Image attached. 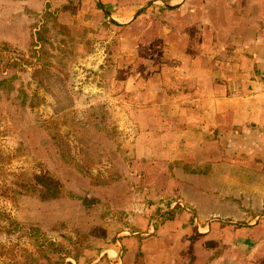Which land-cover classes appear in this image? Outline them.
Segmentation results:
<instances>
[{
	"label": "rangeland",
	"instance_id": "rangeland-1",
	"mask_svg": "<svg viewBox=\"0 0 264 264\" xmlns=\"http://www.w3.org/2000/svg\"><path fill=\"white\" fill-rule=\"evenodd\" d=\"M180 1L0 0V59L21 65L0 71V264H88L113 257L148 207L165 210L156 225L185 215L179 198L147 197L125 116L141 98L132 74L168 70L188 10L226 0ZM120 3L142 8L126 23Z\"/></svg>",
	"mask_w": 264,
	"mask_h": 264
},
{
	"label": "crops",
	"instance_id": "crops-1",
	"mask_svg": "<svg viewBox=\"0 0 264 264\" xmlns=\"http://www.w3.org/2000/svg\"><path fill=\"white\" fill-rule=\"evenodd\" d=\"M120 4L126 23L142 8ZM192 12L176 36L174 65L132 74V96L141 98L125 116L147 197L158 207L179 198L199 227L183 207L185 215L156 225L165 210L152 205L151 219L119 240L113 257L104 251L88 264H264V0L214 1Z\"/></svg>",
	"mask_w": 264,
	"mask_h": 264
},
{
	"label": "trees",
	"instance_id": "trees-1",
	"mask_svg": "<svg viewBox=\"0 0 264 264\" xmlns=\"http://www.w3.org/2000/svg\"><path fill=\"white\" fill-rule=\"evenodd\" d=\"M100 7H101V5H100ZM106 14L108 15V13H106ZM43 41H44V38L41 35V33H39L38 36H37V43L38 44L39 43H43ZM0 57H1V59L3 58L2 56H0ZM34 57H36V56H34ZM1 59H0V71H2V72H5L4 70H6L8 67H16L18 65L21 66L19 61H12L11 63L3 64V61H2L3 59L2 60ZM30 64L33 65L32 63H30ZM45 65L49 66L47 63H45ZM8 82H9V80L6 79V78H2L0 80V91L6 89ZM9 89H12V87L9 88ZM38 179L43 184H46V182L44 180H42L41 178H38ZM48 187H49V191H50L49 194H48L49 196H47L45 198H52L53 199V198L58 197L57 190L53 186H48ZM11 222H12V225H16L15 222H13V221H11ZM29 263L30 264H38V261L36 259H32V260L29 261Z\"/></svg>",
	"mask_w": 264,
	"mask_h": 264
},
{
	"label": "built area",
	"instance_id": "built-area-1",
	"mask_svg": "<svg viewBox=\"0 0 264 264\" xmlns=\"http://www.w3.org/2000/svg\"><path fill=\"white\" fill-rule=\"evenodd\" d=\"M263 83H264V82H263ZM176 205H177V204H176ZM178 205L186 209V211H187V212H188V213L194 218V222H195L196 224H198V227H199V222H198L197 218L193 216V208L186 207V206L184 205V203L181 202V201L178 202Z\"/></svg>",
	"mask_w": 264,
	"mask_h": 264
}]
</instances>
